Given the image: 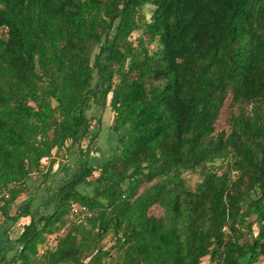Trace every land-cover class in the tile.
I'll return each instance as SVG.
<instances>
[{"label":"trees","instance_id":"16d2710c","mask_svg":"<svg viewBox=\"0 0 264 264\" xmlns=\"http://www.w3.org/2000/svg\"><path fill=\"white\" fill-rule=\"evenodd\" d=\"M72 156L9 264H264V0H0V215Z\"/></svg>","mask_w":264,"mask_h":264},{"label":"crops","instance_id":"0c3cea01","mask_svg":"<svg viewBox=\"0 0 264 264\" xmlns=\"http://www.w3.org/2000/svg\"><path fill=\"white\" fill-rule=\"evenodd\" d=\"M109 108L111 107H108L102 116L99 140L89 160V163L94 166L106 161L118 143V135L111 128L113 114H111ZM108 110L109 113L106 115ZM74 157L72 156L69 162L67 160V163L59 162V160L52 162L50 178L44 181L42 176L36 175L31 185H29V192L18 196L13 203L8 213L9 217L6 218L0 215V264H9L12 257L18 252L21 247L19 237L22 234L24 226L30 222L31 215L40 216L53 211V192H51L50 187L56 188L61 179L70 176L74 168L78 167V161H75L76 157ZM44 163H46L45 160ZM29 204L31 211L18 217Z\"/></svg>","mask_w":264,"mask_h":264},{"label":"built area","instance_id":"2783aa9c","mask_svg":"<svg viewBox=\"0 0 264 264\" xmlns=\"http://www.w3.org/2000/svg\"><path fill=\"white\" fill-rule=\"evenodd\" d=\"M14 187V182H10L7 186L3 187L0 191V208L5 205L6 201L11 196V189ZM91 212L84 205L79 203H73L70 209L69 216L73 219H84L87 216H90ZM22 248V247H20Z\"/></svg>","mask_w":264,"mask_h":264},{"label":"rangeland","instance_id":"374dc122","mask_svg":"<svg viewBox=\"0 0 264 264\" xmlns=\"http://www.w3.org/2000/svg\"><path fill=\"white\" fill-rule=\"evenodd\" d=\"M134 35L137 36V33H134ZM154 46H155L154 44L151 45V47H154ZM112 96H113V95L111 94L110 97H109V98H110V102H111V98H112ZM114 105H115V104H114ZM114 105H113V106H114ZM113 106H112L111 108H109L111 114L114 113V112L112 113V111H113V110H112V109H113ZM109 107H110V106H109ZM111 121H112V120H111ZM98 140H99V138L97 139V141H98ZM96 143H97V142H96ZM71 158H72V157H71ZM74 158H75V157H74ZM67 160H68V162H69V159L63 160V161H61V162H63V163H67V162H66ZM70 160H71V159H70ZM45 162L48 163L49 161L47 162V160H45ZM70 162H71V161H70ZM72 167H73V166H72ZM73 168H74V167H73ZM74 170H75V168H74ZM74 170H73V171H74ZM184 176H185L186 179L189 180V184H190L191 186H194V185L196 184V182L199 181V175H198V174H194V173L186 172ZM98 189H99V187L96 189V192H98ZM154 211H155V210H154ZM156 212H159V209H156ZM72 219H73V218H72ZM54 238H55L54 236H49L48 239H47V240H48V244H50V245H51V244H54V242H55V241H54ZM51 246H52V245H51ZM204 260H205V259H204ZM257 264H263V261L260 260Z\"/></svg>","mask_w":264,"mask_h":264}]
</instances>
